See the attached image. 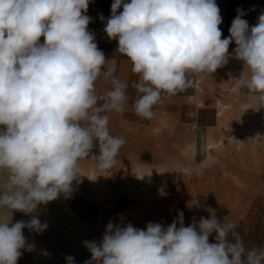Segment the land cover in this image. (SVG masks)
Wrapping results in <instances>:
<instances>
[{"label":"clouds","instance_id":"obj_1","mask_svg":"<svg viewBox=\"0 0 264 264\" xmlns=\"http://www.w3.org/2000/svg\"><path fill=\"white\" fill-rule=\"evenodd\" d=\"M89 3L0 0V210L11 212L0 221V264H17L26 246L23 229L48 227L35 215L12 223L14 211L31 214L62 194L69 198L81 160L111 169L125 144L110 134L107 113L124 111L129 85L115 75V64L107 67L88 29ZM245 14L237 9L222 39L216 0H114L104 31L138 75L136 115L152 119L162 94L193 85L189 74L215 73L233 41L235 57L249 70L244 87L264 105V13L252 26ZM100 79L110 84L103 93ZM188 206L199 201L193 197ZM83 245L91 253L85 264H264V246L247 249L234 223L212 215L184 226L182 211L167 227L110 221L99 243ZM66 260L74 264L72 256Z\"/></svg>","mask_w":264,"mask_h":264},{"label":"crops","instance_id":"obj_2","mask_svg":"<svg viewBox=\"0 0 264 264\" xmlns=\"http://www.w3.org/2000/svg\"><path fill=\"white\" fill-rule=\"evenodd\" d=\"M113 2L90 0L85 14L92 18L88 29L108 60L107 67L115 64V75L129 85L130 99L124 111L107 113L110 134L123 137L125 144L111 169L99 170L90 158L79 162L87 168V192L94 196L93 180H101L100 195L107 199L99 206L92 200L81 206V211L72 210L74 216L65 222L68 232L64 237L82 246L79 251L85 253L80 257L69 253L74 264H85L91 259L83 242L99 243L110 221L114 225L131 223L139 229H146L148 222L167 227L180 211L184 226L194 219L198 223L200 217L215 215L220 221L236 225L247 249L264 246V105L257 103L256 96L244 87L249 70L235 57V42L229 45L227 62L215 73L189 74L193 85L175 95L162 94L153 107V118L144 119L132 107L140 95L132 87L138 75L132 72L130 60L117 52L118 41L109 39L104 31ZM216 3L223 18L219 25L222 39L229 36L238 8L246 13L242 18L250 26L264 13V0ZM122 11L121 7L118 12ZM96 88L103 93L110 84L100 79ZM140 179L149 182L145 189L149 190L146 195L150 204H142L141 188L135 184L130 190L125 184ZM193 197L199 207L188 206ZM23 235L26 242L35 244L29 231L23 229ZM209 240L215 242V233ZM45 255L39 248L33 262L22 258L17 264H67V256L47 261Z\"/></svg>","mask_w":264,"mask_h":264},{"label":"rangeland","instance_id":"obj_3","mask_svg":"<svg viewBox=\"0 0 264 264\" xmlns=\"http://www.w3.org/2000/svg\"><path fill=\"white\" fill-rule=\"evenodd\" d=\"M78 171L81 176L78 178V182H73V191L69 198H65L62 194L56 200L48 202L46 205H39L38 208L31 214H25L21 211H14L12 214V223L17 221H29L33 215L37 216L42 224H47L46 230L43 232H36L32 230L24 229V231H29L30 238H33L34 245L30 242H26L25 248L21 249V257L25 259H36V253L39 251V248L42 251H45L46 260H59L64 259L66 256L73 255L74 257H80L85 254L79 251L82 246L78 245L76 242H68L69 239H66L64 235L68 232L67 224L65 222L68 221L69 217L74 216L72 210H79L81 206L85 204H91L92 200L94 205L99 206L105 202V197L100 195L102 190V181L101 180H93L95 191H93L94 196H91V192H87V168L85 164H79ZM92 178V177H91ZM4 176L0 174V183L3 182ZM127 188L130 190L133 189L136 184L138 188H141V201L142 204H150V197L146 195L149 193L147 188L149 182H145L144 180H130L126 181ZM89 186L92 189V180L89 182ZM97 189V190H96ZM139 191V189H137ZM89 193V194H88ZM138 193V192H136ZM136 201H138L139 197L136 196ZM96 215H101L98 213ZM11 219V212L7 210H0V221ZM100 220V218H99ZM23 231V230H22ZM27 235V233H26ZM84 247V246H83ZM68 250H74L75 252H70ZM35 252V253H34ZM71 253V255L69 254Z\"/></svg>","mask_w":264,"mask_h":264}]
</instances>
